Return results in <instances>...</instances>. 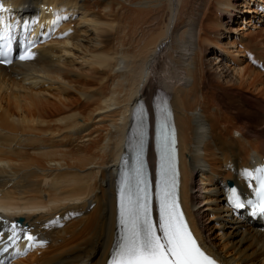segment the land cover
Segmentation results:
<instances>
[{
	"label": "bare ground",
	"instance_id": "bare-ground-1",
	"mask_svg": "<svg viewBox=\"0 0 264 264\" xmlns=\"http://www.w3.org/2000/svg\"><path fill=\"white\" fill-rule=\"evenodd\" d=\"M7 1L28 4L31 40L38 6L74 3L81 14L67 41L0 67V187L13 180L12 204L40 206L24 215L31 225L84 212L17 264L104 263L130 101L161 85L173 92L183 201L205 246L224 264H264V231L233 214L226 187L252 183L264 162V72L244 53L264 60V0Z\"/></svg>",
	"mask_w": 264,
	"mask_h": 264
},
{
	"label": "snow or ice",
	"instance_id": "snow-or-ice-1",
	"mask_svg": "<svg viewBox=\"0 0 264 264\" xmlns=\"http://www.w3.org/2000/svg\"><path fill=\"white\" fill-rule=\"evenodd\" d=\"M0 11H7L0 4ZM0 55H6L0 51ZM26 50L20 60L31 59ZM10 63V61H7ZM161 172L159 183L160 217L157 224L150 212L148 180L142 166L137 170L134 195H127L122 188L120 197V235L114 245L109 264H216L198 244L184 218L177 196V173L175 168V140L170 133L161 138ZM257 202L249 201L253 208L264 214V169H261ZM249 175H251L249 173ZM233 204L245 205L233 190ZM13 231L16 225H12ZM29 241L36 237L26 234ZM45 243V242H41Z\"/></svg>",
	"mask_w": 264,
	"mask_h": 264
},
{
	"label": "rangeland",
	"instance_id": "rangeland-1",
	"mask_svg": "<svg viewBox=\"0 0 264 264\" xmlns=\"http://www.w3.org/2000/svg\"><path fill=\"white\" fill-rule=\"evenodd\" d=\"M241 1H243V0H239V2H241ZM255 0H253V2H254ZM138 41V38H134V40L132 39V40H130V42L129 43H131V45L133 46V44L134 43H136ZM134 42V43H133ZM135 45V44H134ZM200 185V184H199Z\"/></svg>",
	"mask_w": 264,
	"mask_h": 264
}]
</instances>
